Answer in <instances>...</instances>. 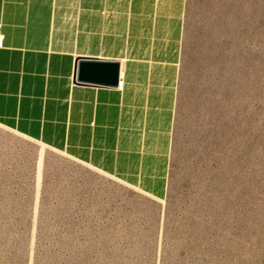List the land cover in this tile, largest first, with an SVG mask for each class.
<instances>
[{"label":"rangeland","instance_id":"obj_1","mask_svg":"<svg viewBox=\"0 0 264 264\" xmlns=\"http://www.w3.org/2000/svg\"><path fill=\"white\" fill-rule=\"evenodd\" d=\"M169 195L0 126V264H264V0H190Z\"/></svg>","mask_w":264,"mask_h":264},{"label":"crops","instance_id":"obj_2","mask_svg":"<svg viewBox=\"0 0 264 264\" xmlns=\"http://www.w3.org/2000/svg\"><path fill=\"white\" fill-rule=\"evenodd\" d=\"M190 0H0V126L158 201L169 195ZM117 61L116 86L75 82Z\"/></svg>","mask_w":264,"mask_h":264},{"label":"water","instance_id":"obj_3","mask_svg":"<svg viewBox=\"0 0 264 264\" xmlns=\"http://www.w3.org/2000/svg\"><path fill=\"white\" fill-rule=\"evenodd\" d=\"M120 64L117 61L80 59L76 66L75 82L116 86Z\"/></svg>","mask_w":264,"mask_h":264},{"label":"built area","instance_id":"obj_4","mask_svg":"<svg viewBox=\"0 0 264 264\" xmlns=\"http://www.w3.org/2000/svg\"><path fill=\"white\" fill-rule=\"evenodd\" d=\"M2 44H3V34L1 33V30H0V46ZM121 85H122V81H119L117 87L120 88Z\"/></svg>","mask_w":264,"mask_h":264}]
</instances>
